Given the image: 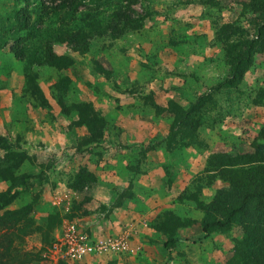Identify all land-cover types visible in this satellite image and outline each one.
Wrapping results in <instances>:
<instances>
[{
    "label": "rangeland",
    "instance_id": "1",
    "mask_svg": "<svg viewBox=\"0 0 264 264\" xmlns=\"http://www.w3.org/2000/svg\"><path fill=\"white\" fill-rule=\"evenodd\" d=\"M128 2L100 6L97 17L86 15L92 4L73 17H41L39 0H0V191H17L7 210H27L0 230V264H78L92 255L90 264L141 263L146 245L158 250L169 235L178 242L168 264H228L244 236L240 220L206 239L193 233L222 216L209 210L219 191L225 209L264 183L261 11L250 0H134L142 25L100 35ZM224 24L237 30L218 38ZM80 27L90 36L86 52L56 39ZM245 39L263 46L237 86L218 87L230 71L226 45L237 52ZM202 95L209 102L191 111L196 129L180 126L173 112ZM90 215L105 228H86ZM70 221L130 250L50 255L55 228Z\"/></svg>",
    "mask_w": 264,
    "mask_h": 264
},
{
    "label": "trees",
    "instance_id": "2",
    "mask_svg": "<svg viewBox=\"0 0 264 264\" xmlns=\"http://www.w3.org/2000/svg\"><path fill=\"white\" fill-rule=\"evenodd\" d=\"M42 7L41 17L46 16L55 11L64 10V17H73L78 12L79 7L83 5L92 4L93 7L86 13H92L93 16H98V7L114 5L122 0H50L49 4L45 0H39ZM132 2L134 0H128ZM122 8H117L111 14L110 19H106L100 35L110 34L113 38L120 37L129 29H136L142 25L144 17L134 16L135 12L129 8V3ZM249 6L254 10H260L264 22V0H250ZM86 9V8H85ZM95 9V12H94ZM28 27V26H27ZM96 30V29H95ZM237 28L230 24L221 25L218 32V38H226L233 34ZM260 35L263 30L259 28ZM262 36V35H261ZM88 33L83 27L76 29V31H63L61 35H56L58 42H67L72 45L74 50L79 52H86L88 50ZM264 40V38H263ZM263 43L259 44L255 39H245L243 42V49L235 51V44H227L225 48L228 49V60L231 62L229 76L226 80L221 82L219 86L226 88L237 86L243 79L245 72L253 63L254 53L262 48ZM208 96H200L190 109L186 112L178 108L174 111L175 121L179 125L190 127L194 131L197 127L199 119H192L191 111L198 112L205 107L209 100ZM208 100V101H207ZM217 161L222 160L216 159ZM264 169V164L262 166ZM261 169V170H262ZM263 171V170H262ZM264 172V171H263ZM17 191L9 193L8 191H0V230L1 233L7 231L9 228L17 224L24 216L25 212H17L7 210L8 206L14 199ZM223 191H219L216 199L209 207L212 214H222L221 217L214 215L206 218L202 223V230L205 236L212 231H229L232 226L238 221H241L243 227V237L235 241L233 257L228 261V264H264V183L260 186L252 185V188L245 189L240 192V198L233 205H229L222 209L220 197L223 196ZM5 208V209H4ZM177 241L176 237L169 235L163 242V246L168 250ZM167 264V263H166Z\"/></svg>",
    "mask_w": 264,
    "mask_h": 264
},
{
    "label": "built area",
    "instance_id": "3",
    "mask_svg": "<svg viewBox=\"0 0 264 264\" xmlns=\"http://www.w3.org/2000/svg\"><path fill=\"white\" fill-rule=\"evenodd\" d=\"M130 250L125 241L111 238L91 239L79 230L76 223H63L61 232L49 248L50 255L61 259L78 260L83 256L103 251ZM132 251V249H131Z\"/></svg>",
    "mask_w": 264,
    "mask_h": 264
},
{
    "label": "crops",
    "instance_id": "4",
    "mask_svg": "<svg viewBox=\"0 0 264 264\" xmlns=\"http://www.w3.org/2000/svg\"><path fill=\"white\" fill-rule=\"evenodd\" d=\"M262 72V73H261ZM260 74H261V77H262V75H263V69H260ZM111 177H112V179L114 180V181H117V180H120V179H118L117 177H119V176H115V175H111ZM4 185V184H3ZM100 187H102V186H100ZM5 189V188H4ZM101 191H103L104 193H105V195H106V197H109L110 195H111V192L110 191H108V188L107 187H102L101 188ZM97 198H101V193H100V195H97ZM99 200L100 199H98L97 201H98V204H99ZM105 200V199H104ZM97 203L96 202H94L93 200H91L90 201V203H89V207L91 208V206H93V205H96ZM92 208H94V207H92ZM129 210H132L131 208H129ZM83 221H84V226L86 227V228H89V229H91V230H95V231H98V230H100V228L102 229V228H105V224L102 222V221H98V220H95L94 218L92 219V217H91V215L90 216H87L86 218H83ZM72 222H74V221H72ZM102 222V223H101ZM75 223V222H74ZM115 223H119V220H117V217H115L114 218V222H113V224H114V226H115V228H118L117 226H116V224ZM99 225V226H98ZM61 227H62V225H60L59 227H57V228H55V233H54V237L56 238V237H58L59 236V234H60V232H61ZM77 227L79 228V226L77 225ZM80 229V228H79ZM81 230V229H80ZM82 231V230H81ZM203 231V230H202ZM202 231H201V229L200 228H198L196 231H194V233L193 234H195L196 235V237H201V239H206L205 238V233H204V236H203V233H202ZM203 236V237H202ZM180 237H181V240L182 239H184V240H186V241H188L189 239H187L186 237H185V235H180ZM180 240V241H181ZM164 242V241H163ZM163 242L161 241V243H160V246H159V248L160 249H156V248H154L153 246H150V245H146V248H145V251H146V253H145V257H144V261H141V263H138V261L136 260V258H134V257H131V259H130V263L131 264H145V260H146V264H166L167 262H168V260L170 259V258H172V251H171V248H169L168 250H166L165 248H164V246H163ZM176 242H178V241H176ZM231 253V250L228 252V255ZM93 256V255H92ZM92 256H86L84 259H82V260H78L79 262H77V261H75V262H77L78 264H90V262H92V261H94V259L93 258H95V257H92ZM90 257H92L91 258V260L90 259H88V258H90ZM98 258V257H97ZM140 260V259H139ZM104 263V259L102 260V261H99L98 262V264H103ZM118 264H129V263H126V262H123V261H118ZM168 264V263H167Z\"/></svg>",
    "mask_w": 264,
    "mask_h": 264
}]
</instances>
